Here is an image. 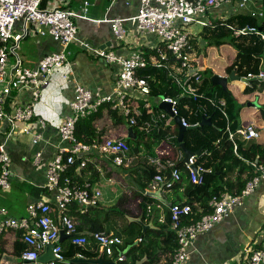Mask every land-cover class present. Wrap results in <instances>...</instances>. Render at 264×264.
<instances>
[{"label": "built area", "instance_id": "built-area-1", "mask_svg": "<svg viewBox=\"0 0 264 264\" xmlns=\"http://www.w3.org/2000/svg\"><path fill=\"white\" fill-rule=\"evenodd\" d=\"M238 1L237 5L243 7L252 0ZM235 2L236 0H139L137 13L133 18H116L108 21L116 42L123 41L125 37L123 23L126 21L132 22L139 35L155 36L158 40L155 45L157 58L155 55L146 57L141 51H133L127 56L117 55L112 50L115 44L108 50H99L79 42L85 50L105 64L117 67L114 90L112 94L102 95L99 91H91L78 84L74 86L73 99L69 103L71 115L65 116L57 128L59 139L67 145L59 147L54 158L46 165L44 189L48 194H53V204L49 202L29 204L26 208L27 217L0 222V236L7 229L24 232L22 241L26 249L19 256L21 262L37 263L39 256L48 245L53 246L51 252L54 261L45 264L68 263L71 260L83 259L88 261L89 259L80 252L72 258L64 256L62 244H58L61 231L70 236L68 241L72 246L83 249L94 244L90 251L100 252L107 257L112 256L114 247L122 244L121 239L102 232L95 233L90 238L85 235H76L78 224L67 214V207L70 204H77L82 213L86 212L87 209L100 205L102 194L89 183L82 187L78 186L66 173L72 167H76L77 170L86 168L92 162L88 158L90 153L111 161L114 167L128 166L131 162L128 158L130 147L120 137H106L92 144L82 143L75 136L76 125L80 119L97 112L101 105L109 104L112 110H118L127 119L126 127L128 128L135 126L144 133L151 134L165 126L164 123L169 115L158 109L153 111L149 80L138 72L148 65L167 68L168 76L181 90V95L192 96L194 99L201 97V84L196 77L197 73L189 74L190 70L197 68L198 63L197 56L192 55L190 49L189 40L192 38L190 28L197 26L201 30L210 27L214 21L207 17L209 12L222 6H232ZM89 5V0L85 1L84 10H87ZM82 18L85 19L83 15L63 10L59 6L42 9L41 0H0V128L5 124L9 126L11 133L21 124V131L32 136L31 142L34 146L43 142L42 134L35 128H46V122L36 115L35 106L43 90L48 87L52 72L66 63L69 45L78 42L75 20ZM19 20L36 26L41 33L45 31L53 40L61 44L62 50L44 56L33 69L23 67L16 53L22 36L14 33L15 23ZM228 29L233 31L235 36L254 34L260 35L264 40V36L255 28L236 29L230 26ZM167 53L173 58L171 65L168 64L170 59ZM263 74L260 71L258 77L263 78ZM248 78L252 76L248 75ZM23 94H29V99L19 103V97ZM137 97L144 100L139 107L134 105ZM160 102L170 104L173 115L178 116L177 100L160 97L157 99V104ZM212 105L226 117L222 108L223 103L215 104L212 100ZM142 110H145L149 118L148 121L139 124ZM33 120H35L34 128L30 125ZM181 123L183 127H189L183 118ZM227 134L235 150L237 137L232 133ZM239 134L245 142L258 138V133L253 126L246 127L245 131H239ZM164 140L167 142L166 147L156 145L154 156L148 158L149 164L156 170L153 177L154 185L160 186L161 193L180 180V173L174 169V162L170 158V152L173 151L170 145L172 138L166 137ZM204 154L210 155L209 152ZM41 159L42 152L39 150L34 153L32 164L39 165ZM93 160L96 161V158ZM195 162L196 157H192L186 167L190 182L194 186H200L204 182V176L211 170L205 169L202 165L195 167ZM251 165L256 175L246 183L240 194L223 193L212 196L207 204L210 211L201 215L197 221L182 223V219L191 217L193 213L189 204L169 206L170 222L177 242L171 264H186L190 258L188 249L195 240L220 223L234 208L241 206L243 199L253 193L261 181H264V166L254 163ZM192 166L196 171L191 169ZM166 169H171L170 179L162 175ZM12 176L11 158L3 141L0 142V190L10 188ZM141 241L142 239L139 238L138 242ZM244 255L245 264H264V228L257 249L251 250L248 247L244 250ZM117 260L123 261L124 256L121 255ZM0 264L6 263L0 262Z\"/></svg>", "mask_w": 264, "mask_h": 264}, {"label": "crops", "instance_id": "crops-1", "mask_svg": "<svg viewBox=\"0 0 264 264\" xmlns=\"http://www.w3.org/2000/svg\"><path fill=\"white\" fill-rule=\"evenodd\" d=\"M85 1L87 0H41L42 9L59 6L63 10L83 15L85 19L75 20L78 42H73L69 45L67 49L69 56L66 63L61 68L52 72L50 83L48 87L43 90L42 96L35 106L36 115L46 122V128H35L42 134L43 142H41L40 145L34 146L31 142L32 136L30 134H24L21 131V124L11 133L9 132V126L5 124L0 128V142L5 141L6 143V150L11 158V170L13 175L10 188L8 190H0V222L6 219L18 220L27 217L26 208L29 204L38 202H49L53 204V194H48L44 189L46 183V165L48 161L54 158L59 147L67 145L62 143L59 139L57 128L64 120L65 116L71 115L69 103L73 99L74 86L78 84L91 91H99L102 95L113 93L118 72L117 67L105 64L85 50L79 42H84L99 50H108L110 46L115 44L112 50L117 55L123 56L129 55L133 51H141L143 53L148 51L147 53H149L150 50L155 49V45L158 43L155 36L139 35L130 21L123 23L126 32L123 41L116 42L114 39L108 21L116 18H133L137 13L139 0H89L90 5L87 7V10H84ZM262 1L263 0H252L248 4L252 10L255 12L258 10L260 13ZM237 3H239L238 0H236L232 6H222L221 8L212 10L207 17L214 21L216 19H223L230 15L238 14L240 12H237V7H242H239ZM93 21L99 22L96 23ZM43 32L44 33H41L36 26L27 24L24 20H19L15 23L14 33L22 36L17 45L16 53L23 67L33 69L44 56L62 50V46L59 42L53 40L45 31ZM190 32L192 33V38L189 40V43L192 55L199 58V56L204 55V53L203 55L198 54L195 49V45L204 48V43L201 41L200 37H198L200 28L193 26L190 28ZM223 49L226 51L232 48L229 45L223 44L207 47L205 52L207 51L213 56V61H216V59L222 55ZM232 50V53L235 52L236 54V51L234 49ZM228 54H231V52H228ZM203 58L205 68L211 69L209 68V66L212 65L211 60H208L204 56ZM214 72L221 76H224L226 73L224 70L222 71L220 67L216 68ZM207 83L208 82L201 84V88L203 86L204 89ZM245 87L246 85L240 81L231 82L228 85L227 93L223 92L221 88L215 87L216 89L214 90L216 95L215 97L213 96L214 99H212L215 104H224L222 108L228 123L227 133L234 134L237 137L236 141L243 143L244 148H248L251 144L264 146V90L262 92L245 94ZM28 99L29 94H23V96L21 95L19 97L18 102L24 103ZM157 99H153L152 102L157 103ZM143 101L142 98L137 97L134 100V105L139 107L143 104ZM253 101H257V107H247L245 105L246 102ZM236 104H238V107H235ZM158 110L163 111L159 109V107ZM236 110H238L237 115ZM148 118L149 116L146 121H148ZM34 122L35 120L30 123L33 128L35 126ZM165 123H168V121ZM248 126H253L258 133V138L253 140V142H245L242 140V135H238L239 131H245V128ZM127 128L128 127L125 126L124 128L115 129L111 126L110 134L107 137H120L125 140V138L127 139ZM166 144L167 142L165 140H162L160 143L163 148L166 147ZM170 145L173 147L172 152H177L173 142L170 143ZM155 148L156 146L152 148L153 154ZM39 150L42 152V161L39 165L34 166L32 164V157L34 153ZM88 155V158L92 161L89 164L95 166L99 172L97 180H92L91 175L93 171L88 170L89 165L82 170H77L76 167H74V173L81 177L85 184L89 183L93 188L103 192V197L101 198L99 206L103 208V204L113 209L120 207L121 211L136 215L134 218L142 217L143 211L137 207L139 202L133 201L131 196V190L134 189L132 184L133 177L128 175L135 169L134 161H137L138 156L141 157V154H132L129 152L128 158L129 161H131L130 164L125 167H117L118 170L112 166L109 160L104 159L102 156L99 155V157L94 153ZM175 156L176 159L179 156L182 158L183 154L179 153V155H177V153H175ZM206 157L211 158L212 154L210 153V155ZM93 158H96V161L93 160ZM138 161H140V158ZM207 161H209V159L206 161L204 160L201 165L205 169H210L209 166L214 161L210 164H208L209 162ZM126 169L130 172L128 173ZM107 171L112 172L113 177L110 176V174L109 177ZM211 173L212 172L209 174ZM121 174L122 177L120 176ZM237 177H239L237 169H234L228 173L226 178L223 179V182L229 179L231 183H234ZM245 177L244 175L241 176V178ZM184 178H186V175ZM211 179L212 177H208L207 182L204 181L200 184L203 185L202 187L194 186L191 182L192 185H190L188 180L181 181L179 184L164 190L163 193L159 192L160 186H155L153 182L146 191L150 190L153 193L155 192V195L152 197L157 200V202H155L157 204V209H154L151 219L146 217L142 221L148 224L151 220L152 228L150 229H156L153 225L154 215L158 217L157 213H162L161 216L158 217V220L163 222L168 215L169 206L172 203L189 204L193 211L196 210L198 213L202 212L208 200L207 195L211 191H208V189L211 188ZM114 185H121L123 194L121 192L115 193L116 189ZM108 189H110V191ZM122 195H125L127 198L120 203L119 199ZM160 199H162V201H160ZM145 205L147 211H150L151 205L149 206L147 203ZM129 218L131 217H128V221ZM263 228L264 181H261L253 193L243 199L241 206L234 208L220 223L216 224L210 231L199 236L195 240L188 249L190 258L186 264H245L246 257L244 255V250L248 247H250L251 250L257 249L262 238ZM23 233L22 230L7 229L1 234L0 262L4 261L6 264H27L19 261V249L21 245H24L22 251L26 249V245L22 241ZM66 241H68V239H66L65 242ZM138 244V241L134 243V245ZM91 254L95 258L87 259L90 261L96 260L98 264H103L101 262L111 260L109 257L106 258L107 256H103L100 252H91ZM133 255L134 258L139 257L138 252H135ZM143 257L144 256H142L141 259L139 258L140 260L136 261V264H142L146 260L148 261V258H146V260L142 262ZM159 258V264L166 263V257L161 255ZM111 264L116 263L112 261Z\"/></svg>", "mask_w": 264, "mask_h": 264}, {"label": "trees", "instance_id": "trees-1", "mask_svg": "<svg viewBox=\"0 0 264 264\" xmlns=\"http://www.w3.org/2000/svg\"><path fill=\"white\" fill-rule=\"evenodd\" d=\"M260 18L251 14L238 13L230 15L224 19H216L210 27L200 30L201 41L204 43V48L199 45H195L196 52L202 54L207 47L229 45L236 51L235 57L232 63L225 69L226 74L231 71H235V74L239 77H246L251 75L252 78H259L261 67V53L263 50V40L254 34H247L245 36H235L233 31L229 30L230 26L241 29L247 26L260 29L264 35V0L261 3ZM146 52V51H145ZM146 57L155 55L158 57L155 49L150 50L149 53H145ZM170 61L169 65L173 64V58L167 53ZM172 59V60H171ZM208 71V70H207ZM210 75H212V72ZM141 76H146L149 80L151 88V99H159L160 97L173 98L177 100V114L184 119L189 126H195L203 118L210 120V123L203 127H197L195 129L186 130L183 135V142L185 147L193 153L200 152L196 157L195 167L201 165L204 160L209 159L211 174L204 176V181L207 182L208 177H212L210 181V187L208 191V200L205 203L203 211L198 213L193 211L191 217L182 219V223L188 224L197 221L201 215L210 211L208 207L209 199L214 195H220L228 193L231 195L240 194L246 183L256 175L255 169L251 163L264 166V146L259 144H251L248 148L243 147V143L236 141V149L234 150L233 143L228 139L227 134V119L222 112L212 105V100L215 97V87H212L208 82L203 89L201 88V97L194 99L192 96L181 95V90L168 76L167 68H156L152 65H148L145 69L138 72ZM264 90V74L263 78L253 80L244 89L245 94H251L255 92H262ZM213 98V99H212ZM157 103L152 104L153 111L157 110ZM238 107V104L235 105ZM264 108V106H263ZM236 110V115H237ZM148 115L145 110H142V116L138 120L139 124L144 123L147 120ZM164 127L153 131L151 134H146L140 131L138 127L132 126V130L136 136L135 140H128L125 138V142L131 149H136L141 154L140 161H134L135 169L128 175L133 177L132 184L134 189L131 190V196L133 201H138V208L143 211L141 217L144 220L146 217L151 219L152 213L156 208L157 200L147 194V188L153 183V177L156 174L155 167L149 164L148 158L153 157V149L156 145L160 144L166 137L172 138V142L177 149V152H170V158L174 162V169L180 173V180L175 182L172 186L179 184L181 181L188 180L189 184V172L182 158L179 156L176 159L175 153L181 154L180 146L177 142L178 129L175 125L173 118L167 116ZM128 125L127 119L118 111L112 110L109 104H103L99 107L97 112L91 114L88 117L80 119L76 125V138L78 141L85 144H92L94 142H100L106 138L111 131V126L115 129L124 128ZM99 127V129H98ZM253 142V140H250ZM179 152V153H178ZM205 152L212 154L211 158L205 156ZM111 162V161H110ZM89 171H93L91 178L97 180L99 172L92 164H88ZM94 168V169H93ZM237 169L239 177L234 183L228 180L223 182L228 173ZM171 169H166L162 175H165L167 179H170ZM91 174V173H90ZM66 175L71 177L72 180L80 187L85 185L83 179L74 173V167L67 171ZM186 175V178L184 176ZM246 176L241 178V176ZM109 176V173H108ZM110 177V176H109ZM184 179V180H183ZM162 187H165L162 185ZM127 197L122 195L120 197V203L125 201ZM147 205H151L150 211H147ZM154 203V204H153ZM153 204V207H152ZM178 204V203H172ZM180 204V203H179ZM67 214L77 222V231L105 233L111 237H117L121 239L122 244L114 247L113 254L109 257L111 260L107 262H101L103 264H111L115 261L116 264H136V261L140 260L142 256H146V260L142 264H159V256L166 257L165 264H171L172 256L177 248L175 231L172 230L170 222V213L163 222L158 220L159 218L154 215L153 225L156 229L146 230L141 232V228L134 222H129L128 217L134 218L136 215L129 214L121 209L108 208L104 209L100 206L89 208L86 212H81V209L77 204H70L66 210ZM148 213V214H146ZM148 219V220H149ZM90 238V237H88ZM141 238L142 241L138 245L134 243ZM94 244L87 246L83 249L72 246L69 241L62 243V249L66 258H72L76 253H81L85 258L94 259L91 254V249ZM130 248L127 253L123 254L126 248ZM24 249V245H21L20 251ZM138 252L139 257L134 258V253ZM121 255L124 256L123 261H118L117 258ZM108 258V257H106ZM140 258V259H139ZM71 260L68 263L60 264H98L96 260ZM58 264V263H56Z\"/></svg>", "mask_w": 264, "mask_h": 264}, {"label": "water", "instance_id": "water-1", "mask_svg": "<svg viewBox=\"0 0 264 264\" xmlns=\"http://www.w3.org/2000/svg\"><path fill=\"white\" fill-rule=\"evenodd\" d=\"M260 57L262 59L261 71L264 73V41H263V50H262V53H261ZM202 71H206V68H205V65H204V58H203V56H199L198 63H197V68L190 70L189 71V74L191 75V74H194V73H197V72H202ZM255 79H261V78L239 77V76H237L235 74V71H231L228 74V76H221V75H218V74H213L210 77V84H211L212 87H219V88H221V90L223 92L227 93V91H228V85L231 82L240 81L241 83H243V84H245L247 86V85H249ZM245 105L247 107H257L258 106L257 105V101L246 102ZM158 107H159V109H161L164 112H166L171 118H173V120H174V122H175V124L177 126V129H178L177 142H178V144L180 146V149H181V152L183 154V156H182V163H184L185 165H188L189 164V160L192 157L197 156L200 152L193 153L190 150H188L185 147V144L183 142V135H184V133H185L186 130L195 129L197 127H203V126L208 125L210 123V120L207 119V118H203L200 121V123H198L197 125H195V126H189V127H186L185 128V127L182 126L181 117L180 116H174L173 115V113L171 111V105L170 104L161 102L158 105ZM127 139L128 140H135L136 139V136H135L132 128H127ZM191 169L194 170V171H196L195 167H193V166L191 167ZM129 221H133L136 224H138L141 227V232L142 233H144L146 230L152 228V221L151 220L148 222V224H145L142 221L141 217H138V218H129ZM76 235H85L87 237H92L93 234L90 233V232H79ZM68 238H70V236L65 235L61 231L60 232V238H59L58 244H62ZM52 249H53V246L52 245L46 246L44 252L39 256L37 262L40 263V264H45L47 262L54 261V257H53L52 252H51ZM129 249H130L129 247L126 248V250L123 253L124 254L127 253V251ZM144 260H146V256L143 257L142 262ZM2 262H4V261H2ZM6 262H7V260H6Z\"/></svg>", "mask_w": 264, "mask_h": 264}, {"label": "rangeland", "instance_id": "rangeland-1", "mask_svg": "<svg viewBox=\"0 0 264 264\" xmlns=\"http://www.w3.org/2000/svg\"><path fill=\"white\" fill-rule=\"evenodd\" d=\"M237 7V6H236ZM237 12H240V13H243V14H245V13H247V14H251V13H253V14H251V15H254V16H257V17H261L263 14H261V11H260V13L258 12V10H256V12L254 11V10H252L250 7H249V4H246L244 7H242V8H238L237 7ZM263 17V16H262ZM247 27H249V26H247ZM246 28V27H245ZM249 28H255V27H249ZM256 29V28H255ZM258 32H260L261 33V30L258 28V29H256ZM262 34V33H261ZM263 35V34H262ZM256 36H259L260 38H261V36L260 35H256ZM264 36V35H263ZM262 39V38H261ZM263 40V39H262ZM264 41V40H263ZM228 52H231V54H228ZM233 52V50L231 49H228V50H226L225 51V49H223L222 50V55L219 57V58H217L216 59V61H213V56H211L207 51L205 52H203L204 53V57L205 58H207L208 60H211V62H212V65H210L209 66V68H211V69H206V71H202V72H197V74H196V77H198V82H199V84H204V83H206V82H210V77L213 75V74H217V73H215L214 71L216 70V68H218V67H220V69L223 71L224 70V72H225V69L232 63V61H233V59H234V55H235V52L234 53H232ZM212 53H214V52H212ZM219 61V62H218ZM208 70V71H207ZM209 71H211L212 72V75H210V72ZM219 75V74H218ZM224 76H228V74H226L225 73V75ZM203 87V86H202ZM256 140V139H255ZM130 152L132 153V154H137V153H139V151L138 150H136V149H131L130 150ZM138 158H140L139 156H138ZM114 167V166H113ZM117 170H118V168L117 167H115ZM121 169V168H120ZM122 170H123V168H122ZM126 170H128V169H126ZM119 171H121V170H119ZM104 172H106V171H104ZM123 172V171H122ZM107 173H109L110 174V176H112V172H110V171H107ZM121 177H122V174L120 175ZM113 177V176H112ZM128 183V182H127ZM203 185H200V187H202ZM114 187H115V193H117V192H121L122 194H123V188H122V186L121 185H114ZM109 191H110V189H108ZM160 192V191H159ZM161 193V192H160ZM101 194H102V197H103V192L101 191ZM147 194L149 195V196H154L155 195V192L153 193V192H151L150 190H148L147 191ZM160 201H162V199H160ZM117 204V203H116ZM102 206H103V208L104 209H108V207H110V206H104L103 204H102ZM116 209H120V207H117ZM161 214L162 213H160V212H158L157 213V215H158V217L159 216H161ZM27 264H31V263H27Z\"/></svg>", "mask_w": 264, "mask_h": 264}, {"label": "clouds", "instance_id": "clouds-1", "mask_svg": "<svg viewBox=\"0 0 264 264\" xmlns=\"http://www.w3.org/2000/svg\"><path fill=\"white\" fill-rule=\"evenodd\" d=\"M257 139V138H256ZM195 157V156H194Z\"/></svg>", "mask_w": 264, "mask_h": 264}]
</instances>
